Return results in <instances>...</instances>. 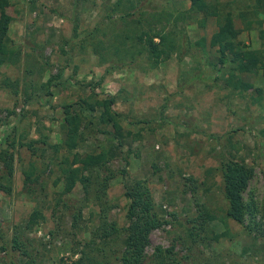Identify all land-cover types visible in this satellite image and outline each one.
Masks as SVG:
<instances>
[{
	"label": "rangeland",
	"instance_id": "obj_1",
	"mask_svg": "<svg viewBox=\"0 0 264 264\" xmlns=\"http://www.w3.org/2000/svg\"><path fill=\"white\" fill-rule=\"evenodd\" d=\"M117 1L10 0L8 52L0 66V144L7 135L5 147L11 140L15 144L12 190L0 192L2 240L10 245L13 236L23 232L22 239L28 237L39 253L40 264L88 262L92 252L87 241L99 226L101 206L79 182L69 194L63 193L58 159L66 150L61 146L56 153L51 145L62 144L67 137L65 104L77 111L83 98L93 103L113 97V109L123 114L120 130L110 126L104 132L84 130L76 148L80 153L105 149L106 165L115 174L104 205L120 236L110 237L109 253L125 242L126 187L147 180L146 202L154 206L162 225L150 232L143 264H157L163 258L156 247L170 249L163 252L168 263L167 258L176 264H264V76L241 74L252 85L243 92L224 88L222 75L227 70L219 67L216 48L194 45L200 37L208 39L227 15L238 40L248 48L262 47L256 28L244 24V18L256 17L253 4L239 3L240 15L230 0H207L219 17L202 22L201 13L189 12L188 1L120 0L116 5ZM162 26L166 34L171 32L175 49L187 53L180 59L177 52L171 53L143 71L139 64L144 61L142 67H147L146 52L136 56V50L143 46L145 32ZM204 55L214 65L199 66ZM58 74L49 88L52 95L34 90ZM35 91L41 99L28 103V95ZM42 135L47 136L45 144ZM28 141L35 142L34 154L21 145ZM231 156L254 169L243 192L250 208L243 223L225 215L219 167ZM31 163L35 174L25 180ZM106 174L109 171L102 170L101 175ZM189 176L198 184L195 196L186 185ZM196 199L214 209L217 218L209 223L208 238L192 243L186 221L196 214ZM113 256L111 264H119ZM11 261L23 264L25 257L10 247L8 252L0 249V264Z\"/></svg>",
	"mask_w": 264,
	"mask_h": 264
},
{
	"label": "trees",
	"instance_id": "obj_2",
	"mask_svg": "<svg viewBox=\"0 0 264 264\" xmlns=\"http://www.w3.org/2000/svg\"><path fill=\"white\" fill-rule=\"evenodd\" d=\"M119 1L120 0L117 1L116 5H119ZM181 1H188L190 3L189 12L201 13L203 15L202 22H205V18L209 16L219 17L218 10L209 5L207 0ZM9 5L10 0H0V66L4 64L5 56L8 52L7 32L12 20V16L7 12ZM130 5L133 6L132 2ZM150 31L151 33L145 32L147 36L144 38L143 46L136 50V56H141L143 51L146 52L145 62L147 67H142V62L144 61L139 64V67L142 68L143 71H149L148 68H155L164 62L171 53L177 52L176 54L179 59L187 53L175 49L176 43L169 37L171 32L166 34L164 26H162L160 30L150 28ZM236 35L237 32L234 30L232 20L226 15L221 18L217 30L214 31L208 39L206 37H200L198 40L194 41V45L203 50H205L207 46L215 47L218 53L217 60L219 67H226L225 69L227 70L226 74L222 75L224 88H232V90L243 92L250 89L252 85L243 81L240 77L241 74H257L261 72V75L264 76V48H262L264 45L256 49L248 48L244 42L237 39ZM258 35L260 39H264V30L259 29ZM155 38H158V41H155ZM139 40H142L141 36H139ZM127 51H129V49ZM15 61L16 59L12 60V62ZM207 61L204 55V62H200L199 66L202 64L214 65L213 62ZM199 66L196 65V68H200ZM184 73L183 71L181 72V74ZM60 76L61 74H58L55 75V77L48 78L41 83L38 88H35L33 84V89L35 88L34 90L36 91L40 90V92L46 90L48 95H52L49 88ZM36 91L35 95H28L26 99L28 103L34 99H41L39 92ZM14 92H17L16 88ZM113 101L114 98L110 97L107 99H95L93 103H89L87 98H83L79 102V109L77 111L72 109V104H65L63 109L64 120L68 125L67 137L62 144H52L51 148L56 153L59 152L61 146L66 150V153L62 154L58 159V166L61 173L59 181L63 183V193L69 194L76 183L79 182L84 193L87 196H91V199H93L94 202H98L101 206L99 226L96 231L92 233L94 237L87 241V247L89 251L92 252V254L88 253L91 258L84 264H111V254L114 255L113 259L117 260L119 264H143L146 260V248L150 242V232L162 225V220L154 206L146 202V199L150 195L148 181L136 180L132 186L126 187L124 195L129 199V202L126 206L128 224L123 229L125 242L121 249L109 253L108 241L110 237L112 235L120 236V230L116 222L108 220L107 211L105 209L106 206L104 205L106 202L105 198L107 199L106 188L115 174L110 172L106 165L108 155L105 149L97 153H80L76 150L79 146V142L83 139L84 130L104 132L107 126L112 127L114 131L120 130V121L123 118V114L113 109ZM95 114H97L96 117H94ZM95 119H97V121H94ZM1 121L2 119H0V122ZM184 125H187L186 121H184ZM188 131L190 133L193 132L191 129ZM186 134L189 133L187 132ZM7 137L9 136L7 135ZM7 137L2 139L0 144V162L2 164L0 167V192L9 194L12 190V175L14 171L13 147L15 143L14 140H11L9 143H6L5 147V140H8ZM41 140L44 144L48 142L46 135H42ZM34 144V141L21 143L22 146H27L30 151H33L32 154H34L37 149ZM101 169L109 171L110 174L102 176ZM35 170L36 167L31 163L30 168L24 172L25 180H31L30 178L35 174ZM219 170L221 191L226 204L225 215L238 223H243L247 211L250 210L249 203L243 200V192L248 187L250 179L254 176V169L245 162H240L236 160L234 156H231L230 158L220 161ZM155 171H157L156 166ZM210 171L211 169L208 170V174ZM35 177L37 180L38 173ZM186 179V185L189 184V190L192 195L195 196L198 187L196 180L192 176ZM25 184L24 181V188ZM194 202L196 214L189 218L186 224L187 233L192 243H197L208 238L210 232L209 223L217 217L214 209L210 206L201 203L197 199L194 200ZM79 213L80 210L77 211L76 217ZM34 214L44 218L42 213L34 211ZM23 235V232L16 233L13 236L12 244L9 245L6 240H2L3 235L0 231V249L8 252V247H10L11 251L25 257L23 264H40V261L38 262L36 257L39 253L36 252V249H34L35 247L31 244L32 242L28 237L22 239ZM156 251L163 255V258H161L157 264H176L174 258H167L170 261L169 263L166 262L165 256L167 255L164 256L163 252H170V249L163 250L161 247H156ZM11 264L18 263L11 261ZM78 264H83V260L80 262L78 261Z\"/></svg>",
	"mask_w": 264,
	"mask_h": 264
},
{
	"label": "crops",
	"instance_id": "obj_3",
	"mask_svg": "<svg viewBox=\"0 0 264 264\" xmlns=\"http://www.w3.org/2000/svg\"><path fill=\"white\" fill-rule=\"evenodd\" d=\"M247 1V6H249V3H251V5L253 4V7H250L249 9L251 10L252 8V13L256 14L255 18H244V24L246 23V28L248 29H255L258 31L259 29L264 30V0H246ZM231 3H233L235 6L238 5V14L242 15L243 14V9L242 7H239V3H243V0H230ZM242 6V4H240ZM246 6V7H247ZM246 8V12H248V10ZM241 20H239L240 22ZM256 23V26H254ZM257 36H258V32H257ZM260 37V36H259ZM260 41H264V39H260Z\"/></svg>",
	"mask_w": 264,
	"mask_h": 264
}]
</instances>
